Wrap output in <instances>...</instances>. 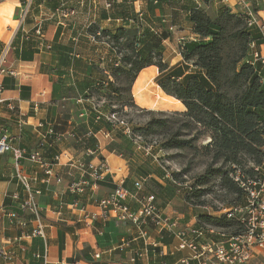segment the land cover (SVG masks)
<instances>
[{"label":"crops","instance_id":"crops-1","mask_svg":"<svg viewBox=\"0 0 264 264\" xmlns=\"http://www.w3.org/2000/svg\"><path fill=\"white\" fill-rule=\"evenodd\" d=\"M106 1L109 0H31L29 6L22 0L0 2V33L4 31L2 24L5 20L10 24L5 29L10 33L9 41L4 39L5 36L0 37L9 47L3 62L4 71L0 72V82L4 85L0 96L5 99L0 103V129L10 132L18 148L30 152L40 147L49 160L54 156L60 157L53 166L54 174L46 176L41 169L39 181L35 183L42 190L38 202L49 244L45 264H184L182 260L188 251L177 248L179 241L173 234L152 226L149 228L150 238L145 239L132 223L114 219L89 227L78 221V213L69 206L80 199L89 210H98L96 200L109 195L113 184L106 181L79 195L69 191V186L82 178L78 161L99 165L106 160L110 167L109 176L129 179L130 189L136 194L129 199L133 208L140 207L144 196L155 194L159 208L166 216L177 220L178 228L198 222L196 206L187 202L186 193L182 194L181 188L178 190L160 176L155 163L147 179H143L131 171L127 159L111 148L112 142H118L115 131L105 137L104 133L108 131L105 132L103 126L101 131L93 133L90 125L94 118L92 113L100 109L104 100L93 96L86 101L80 96L88 91L93 80L101 77L100 72L103 71L90 69L88 60L92 56L96 59L105 56L108 49L106 45L87 39L78 40L75 36L91 21H96L103 29L130 26L123 21L118 8L111 10L106 7ZM110 1L119 3L122 0ZM239 1L223 3V0H210L203 6L209 15L215 16L225 4L238 12ZM245 1L254 7L259 17L264 16V0ZM198 3L202 5L199 0H162L161 8H155V15L166 18L167 26L173 28V39L164 42L165 57L171 66L182 63L178 33L188 31V38H195L188 9ZM147 6L148 0L134 1L136 11H146ZM64 8H75L77 14L65 18L60 14ZM38 24L43 25L42 36L35 34ZM60 26L61 32L56 38ZM4 41L0 44V57L1 47H6ZM73 44H76L75 48ZM51 45L55 49L50 48ZM71 46L74 53L69 55L76 60L67 55ZM170 49L178 52L176 63L169 60ZM259 50L264 56V44ZM11 104L14 109L10 108ZM109 119L114 120L113 116ZM120 126L117 125V129ZM15 164L12 153L0 155V188L7 194L0 193V264H44L42 258L33 257L35 253H43L44 241L23 237L35 223L29 221V212L19 209V203L11 197L16 192H23L14 177ZM20 164L29 173L37 170L27 158L21 159ZM58 178L62 181L58 182ZM140 179L144 180L143 187L137 190L134 183ZM10 210L17 211L26 223L11 222L7 215ZM3 249L14 254L12 262L5 261Z\"/></svg>","mask_w":264,"mask_h":264},{"label":"trees","instance_id":"trees-1","mask_svg":"<svg viewBox=\"0 0 264 264\" xmlns=\"http://www.w3.org/2000/svg\"><path fill=\"white\" fill-rule=\"evenodd\" d=\"M134 1L122 0L109 7L118 8L123 21L130 26L103 29L91 21L75 36L78 40L106 45L108 49L105 56L98 59L92 56L88 60L90 69L103 71L80 96L86 101L93 96L104 100L100 109L92 113L93 133L101 131L103 126L112 135L115 131L118 142H112L111 148L127 159L134 174L145 179L155 163L160 176L178 190V183L184 182L175 179L164 155L168 150L202 151L211 158V163L194 185H190L191 189L184 188L187 202L194 206L206 205L203 197L218 187L221 192L234 195L225 206L245 203L244 192L231 178V171L241 169L253 175L254 168L264 164V61L261 57L254 60L251 50V44L259 47L264 43L259 26L250 25L247 14L233 11L226 4L211 16L203 6L210 0H199L202 5L198 3L188 9L195 38L179 41L182 63L171 66L165 57L164 42L173 39V28L167 26L166 18L155 15V8H161L162 0H148L146 11H136ZM60 32L61 26L56 38ZM74 48L67 49V55L76 60L69 55L74 53ZM151 66L159 69L155 82L185 109L171 111L165 117H152L144 124L135 123L125 118L132 116V111H144L134 99V83ZM113 115L117 120L109 119ZM122 120L127 126L117 129ZM153 135L163 139L160 143L149 142L148 138ZM204 135L210 141L198 147L196 141ZM164 167L172 178H167ZM128 180L125 186L130 189ZM105 182L99 181V184ZM197 218L198 226L209 224L230 232L239 229L238 219L225 214L201 213Z\"/></svg>","mask_w":264,"mask_h":264},{"label":"built area","instance_id":"built-area-1","mask_svg":"<svg viewBox=\"0 0 264 264\" xmlns=\"http://www.w3.org/2000/svg\"><path fill=\"white\" fill-rule=\"evenodd\" d=\"M22 1L29 6L31 0ZM225 2L227 0H223V3ZM238 4L241 5L238 12L247 14L249 24H257L260 28V35L264 38V16L259 17L252 5L245 0H240ZM105 5L109 8L111 1H106ZM60 14L65 18L72 17L77 14V9L64 8L60 10ZM36 33L42 36L41 24H38ZM259 47L255 43L251 44L253 58L256 60L261 57L264 61V56ZM4 56L3 54L0 57V72L4 71L2 67ZM3 90L4 85L0 82V92ZM4 101L5 99L0 96V103ZM10 108L14 109L15 106L11 104ZM113 119L117 120L115 115H113ZM119 124L127 126L123 120ZM126 129L130 132L128 127ZM104 135L108 137L110 133L107 132ZM6 153L14 155L16 160L14 177L23 190L21 193L12 194L11 197L19 203V209L29 212V221L35 223L31 231L23 237L43 239V253H35L34 256L42 258L45 264L49 255V244L43 223L42 208L38 202V196L42 194V190L37 188L35 183L39 181L38 172L41 169L45 171L46 176L54 174L53 166L59 162L60 157L54 156L52 160H49L40 150V147L30 152L18 148L14 145L10 132L7 129H0V155ZM23 158H27L37 168L33 174L27 172L20 164V160ZM77 166L81 171L82 178L69 186V191L72 193L79 195L85 193L86 189L94 190L100 185L99 181H107L113 184L109 195L96 200L98 210H89L87 206L81 203L80 199L70 203L71 209L78 213V221H82L87 226L92 227L96 223H107L111 219L124 223L130 222L138 229L139 235L145 239L150 238L149 228L152 226L159 231H167L178 239L177 248L179 250L188 251V255L182 260L184 264H188L190 261H194L195 264H264V164L255 167L253 175L243 172L241 169L231 171V178L244 192L245 203L224 206L215 210L214 215L225 214L229 218L238 219L239 229L234 232L209 224L201 226L193 224L185 228H178L177 220L166 216L159 208L155 194L144 196L140 200V207L138 209L133 208L129 199L136 197V194L125 186V177L108 175L110 167L106 160H102L99 165L78 161ZM164 170L167 178H172L170 171L165 167ZM61 181L62 179L58 178V182ZM143 182L144 180L141 179L135 182V188L141 190ZM178 185L180 188L191 189L187 182L178 183ZM0 193H4L1 188ZM205 208L209 210V207ZM7 215L11 222L20 225L26 223L15 210L8 211ZM2 254L5 261H13L14 254L12 252L3 249Z\"/></svg>","mask_w":264,"mask_h":264},{"label":"rangeland","instance_id":"rangeland-1","mask_svg":"<svg viewBox=\"0 0 264 264\" xmlns=\"http://www.w3.org/2000/svg\"><path fill=\"white\" fill-rule=\"evenodd\" d=\"M240 7L241 5L239 6V8ZM252 8L254 9L253 6ZM210 12H212L211 9ZM8 25H10L9 22L5 20V23L2 24L4 31L0 33V37L5 36L4 39L7 42L9 41L10 33L9 31H5V29H7ZM189 35L190 34L188 33V31H180L177 37L179 38L178 40L181 41L184 38H188ZM2 41L4 40H0V44H3ZM6 41H4V45L6 47H1V55H5L4 59L7 57L6 55L9 51V47H7V45L5 44L7 43ZM169 53V60L172 63H176L178 61V52L170 49ZM158 73L159 70L157 68L151 67V69L142 71L137 77L133 89V95L134 99L136 100V104H138L139 108L144 109V111H141V109H138L137 112L132 111V116L125 117L127 120L132 119L135 123L144 124L147 121L151 120L152 117H165L167 116V114H170L169 112L171 111L181 112L183 109H185L183 104L177 98L166 94L160 88L159 84L155 82V77L158 75ZM149 110H153L154 112L151 113L149 112ZM162 139L163 137L159 135H153L148 138L149 142L155 141L159 143ZM209 141V137L204 135L200 137L196 141V143L199 147L203 144H208ZM164 158L168 160L167 165L170 167L172 173H174L175 179L187 182L189 186L192 184L194 185L197 178L204 173L207 166L211 163V158L205 155L202 151L196 153L195 150H191L189 148L183 150H168V152H166V154L164 155ZM186 189L184 190L183 188V191H181V193L185 194ZM218 189L219 188L217 187L214 192L206 194L203 197V200L206 201V205L196 206L195 213L197 215L208 212L210 214L214 213L216 209H221L228 203L231 198H233V194L228 195ZM205 207H209V210H207Z\"/></svg>","mask_w":264,"mask_h":264}]
</instances>
